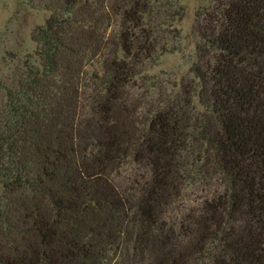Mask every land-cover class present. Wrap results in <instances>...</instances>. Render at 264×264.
<instances>
[{"label": "trees", "instance_id": "1", "mask_svg": "<svg viewBox=\"0 0 264 264\" xmlns=\"http://www.w3.org/2000/svg\"><path fill=\"white\" fill-rule=\"evenodd\" d=\"M0 78V264H264V0H39ZM15 59V56H12Z\"/></svg>", "mask_w": 264, "mask_h": 264}, {"label": "rangeland", "instance_id": "2", "mask_svg": "<svg viewBox=\"0 0 264 264\" xmlns=\"http://www.w3.org/2000/svg\"><path fill=\"white\" fill-rule=\"evenodd\" d=\"M186 7V16L179 22L182 29V49L169 52L151 65L143 82H160L163 87L186 82L190 78V66L194 60L195 43L190 36L197 0H182ZM49 12L39 0H0V78L6 79L18 60L26 54L34 53L36 42L32 38L33 30L43 24ZM15 56V59L12 58Z\"/></svg>", "mask_w": 264, "mask_h": 264}]
</instances>
